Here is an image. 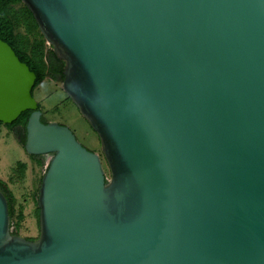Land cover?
Returning <instances> with one entry per match:
<instances>
[{
  "label": "water",
  "instance_id": "95a60500",
  "mask_svg": "<svg viewBox=\"0 0 264 264\" xmlns=\"http://www.w3.org/2000/svg\"><path fill=\"white\" fill-rule=\"evenodd\" d=\"M97 134L42 122L0 39V122L49 161L35 239L0 189V264H264V0H22Z\"/></svg>",
  "mask_w": 264,
  "mask_h": 264
},
{
  "label": "rangeland",
  "instance_id": "374dc122",
  "mask_svg": "<svg viewBox=\"0 0 264 264\" xmlns=\"http://www.w3.org/2000/svg\"><path fill=\"white\" fill-rule=\"evenodd\" d=\"M47 48L51 45L46 43ZM50 78L44 79L33 91V97L40 105L39 109L48 121H56L68 126L77 140L91 151L101 155L97 134L82 116L77 106L64 90ZM16 131L5 124H0V182H4L14 198L15 215L23 208V219L20 221L18 233L26 238L39 234L37 206L40 178L46 170L49 158L43 155L42 164H38L25 152L16 137ZM18 162L25 164L23 173L18 171ZM106 175L107 166L102 160ZM15 221V219H14ZM11 231L15 230L12 225Z\"/></svg>",
  "mask_w": 264,
  "mask_h": 264
},
{
  "label": "trees",
  "instance_id": "16d2710c",
  "mask_svg": "<svg viewBox=\"0 0 264 264\" xmlns=\"http://www.w3.org/2000/svg\"><path fill=\"white\" fill-rule=\"evenodd\" d=\"M0 39L10 45L19 60L25 63L28 68L36 75L34 89L46 78L57 79L62 77L63 62L53 53L51 46L47 48L46 40L40 32L38 25L27 6L22 0H0ZM40 107V105L38 104ZM30 111L22 112L11 124H5L11 130L14 126L19 127L16 137L19 134L18 141L23 145L25 140V124ZM42 122L48 120L42 114ZM0 124H2L0 122ZM38 164H42L39 156H32ZM101 159L106 162L101 155ZM25 164L18 162V171L23 173ZM41 180V178H40ZM4 182H0V189L6 196L8 212L10 217V227L13 225L18 233L20 221L23 219V208L20 207L19 213L15 215L14 198ZM38 207H35L36 217H38ZM15 219V221H14ZM36 237H28L35 239Z\"/></svg>",
  "mask_w": 264,
  "mask_h": 264
},
{
  "label": "flooded vegetation",
  "instance_id": "af4514ba",
  "mask_svg": "<svg viewBox=\"0 0 264 264\" xmlns=\"http://www.w3.org/2000/svg\"><path fill=\"white\" fill-rule=\"evenodd\" d=\"M62 77H63V75H62ZM62 77H60V76H58V78L57 79H54V81H59V80H61L62 79ZM51 79V78H50ZM53 80V79H52ZM13 130H15L16 131V133L17 132H19V127L18 126H14V129ZM41 157V156H40ZM43 157V156H42Z\"/></svg>",
  "mask_w": 264,
  "mask_h": 264
}]
</instances>
